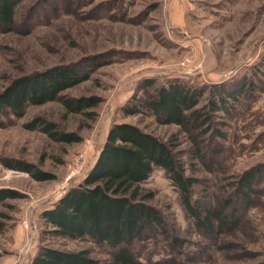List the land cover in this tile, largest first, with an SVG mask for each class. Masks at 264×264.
<instances>
[{
    "label": "rangeland",
    "instance_id": "374dc122",
    "mask_svg": "<svg viewBox=\"0 0 264 264\" xmlns=\"http://www.w3.org/2000/svg\"><path fill=\"white\" fill-rule=\"evenodd\" d=\"M17 1L10 30L0 32V92L19 76L76 65L87 78L62 95L97 103L80 113L55 101L0 116V190L16 193L0 203V264H29L45 247L86 250L96 264H113L116 250L54 236L41 213L81 181L111 125L121 123L168 144L184 175L196 182L193 202L224 206L225 214L236 208L229 218L239 219L233 229L206 237L179 189L154 168L140 189L160 213L163 229L132 243L136 261L264 264V0ZM148 82L151 89L181 83L201 90L195 109L211 121L185 130L149 112L125 114L123 107L144 96ZM220 99L225 111H210L209 102ZM35 118L79 141L56 142L40 127L28 129ZM17 163L51 178L37 181L12 168ZM247 171L254 180L240 197L237 183Z\"/></svg>",
    "mask_w": 264,
    "mask_h": 264
},
{
    "label": "trees",
    "instance_id": "16d2710c",
    "mask_svg": "<svg viewBox=\"0 0 264 264\" xmlns=\"http://www.w3.org/2000/svg\"><path fill=\"white\" fill-rule=\"evenodd\" d=\"M17 3V0H0V32L10 30ZM86 78L87 74L82 73L76 65L56 66L19 76L0 92V116L10 113L20 116L30 105L55 101L66 112L80 113L85 108L95 106L97 99L70 98L62 93ZM147 86L143 88L144 96L123 107L125 114L149 112L160 123L177 125L185 130L198 128L211 121L207 113L201 114L202 110L195 109L201 90L197 93L192 87L181 83L151 89L152 83L148 82ZM148 89H151L150 93L146 91ZM219 101L209 102L210 111H225L226 104H222V99ZM26 126L28 129L42 128L56 142L79 141L74 133L57 131L52 123L40 118L33 119ZM176 156L168 144L136 126L126 123L111 125L94 163L81 181L67 188L51 208L41 213L51 228L50 234L106 244L116 250L113 253V264H181L173 257L138 262L129 252L135 240H144L158 232L159 228L163 229L160 213L145 203L148 196L143 195L140 189V184L150 176L154 168L162 169L179 189L187 214L206 237L219 234L224 228L233 229L239 224V219L232 223V218H229L236 212V208L225 214L224 206L214 208L193 202L191 188L196 182L184 175ZM197 158L202 160L204 156L201 154ZM16 166L12 168L30 173L37 181L51 178L43 171H33L32 165L17 163ZM253 173L247 171L239 178L237 184L240 197L250 191L255 176ZM15 197L16 193L11 190H0V203ZM225 205L227 207L231 202L226 201ZM174 241L178 243L177 239ZM29 264H96V261L86 250L62 251L45 247L38 250Z\"/></svg>",
    "mask_w": 264,
    "mask_h": 264
}]
</instances>
